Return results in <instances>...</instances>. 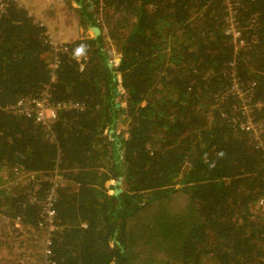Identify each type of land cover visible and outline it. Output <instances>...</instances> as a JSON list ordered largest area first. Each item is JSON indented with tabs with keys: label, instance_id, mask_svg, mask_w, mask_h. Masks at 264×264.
I'll return each mask as SVG.
<instances>
[{
	"label": "trees",
	"instance_id": "1",
	"mask_svg": "<svg viewBox=\"0 0 264 264\" xmlns=\"http://www.w3.org/2000/svg\"><path fill=\"white\" fill-rule=\"evenodd\" d=\"M72 1L91 35L55 82L45 27L0 14V264H264V0ZM48 88L41 127L19 104Z\"/></svg>",
	"mask_w": 264,
	"mask_h": 264
},
{
	"label": "built area",
	"instance_id": "2",
	"mask_svg": "<svg viewBox=\"0 0 264 264\" xmlns=\"http://www.w3.org/2000/svg\"><path fill=\"white\" fill-rule=\"evenodd\" d=\"M14 0H0V14H2L7 7L13 3ZM227 30H226V36L230 39L233 48H234V54L237 55L238 51L245 48L246 44L242 38V33L236 26V20H235V11L232 8V6L228 7V15H227ZM65 46V45H63ZM61 47H55L52 45V52H53V62L49 66V69L52 71V82H55V72L58 68V53L65 50ZM86 59L80 58L78 59V63L80 65V70H84L86 66ZM231 67L233 68L232 74H231V82L233 84V92L240 98L243 97L242 92L240 91L237 74L235 70L234 64H231ZM50 92L51 88H48L44 95L38 99L33 101H26V105L19 104V107L23 108L25 107V113L29 117L30 120H32L36 125L43 126L44 124H49V121L52 120L55 117V114L57 113V108L59 106H56V108L53 106L48 105V101L50 100ZM250 122V121H249ZM254 127L251 123L248 124L246 130H252ZM56 195L55 191H49L46 194V201L43 204V224L42 227L45 229L46 234H51L55 231V227L53 225V218L55 215L54 212V201H55ZM261 206L264 207V200L260 202ZM48 246H50L49 240L46 242V249H45V256L48 259L51 256V252L48 249ZM47 264H55L51 262L50 260H47Z\"/></svg>",
	"mask_w": 264,
	"mask_h": 264
},
{
	"label": "crops",
	"instance_id": "3",
	"mask_svg": "<svg viewBox=\"0 0 264 264\" xmlns=\"http://www.w3.org/2000/svg\"><path fill=\"white\" fill-rule=\"evenodd\" d=\"M16 6L45 27L55 47L87 39L79 7L72 0H14Z\"/></svg>",
	"mask_w": 264,
	"mask_h": 264
},
{
	"label": "rangeland",
	"instance_id": "4",
	"mask_svg": "<svg viewBox=\"0 0 264 264\" xmlns=\"http://www.w3.org/2000/svg\"><path fill=\"white\" fill-rule=\"evenodd\" d=\"M89 35H91L90 32H89ZM61 46H63V45H61ZM106 49H107V51L109 52V54H110V56H111V59L113 60L112 63L114 64V67H115V64L118 63L117 55L112 51L110 45H108ZM117 80H118L119 83L121 82L120 77H118ZM119 83H118V86H119ZM119 90H121V89L119 88ZM121 91H122V90H121ZM122 94H123V91H122ZM47 101H48V105H49V103H50V105H51L52 107L54 106V107L56 108V106L52 103L51 99H50V100H47ZM117 102H120V99H118ZM121 107L124 108V104H123V103H122ZM56 110L58 111L59 108H57ZM117 134H121V135H125V136H126V134H127V129H126V123H125V122H124V123H123V122H119V123H118ZM3 239H4L3 236L0 234V244H1V245H2V241H3ZM27 254H28V253H25L24 260L22 261L21 264H26V263H28V257H27ZM12 261H13L15 264H17V263L15 262V260L12 259Z\"/></svg>",
	"mask_w": 264,
	"mask_h": 264
},
{
	"label": "water",
	"instance_id": "5",
	"mask_svg": "<svg viewBox=\"0 0 264 264\" xmlns=\"http://www.w3.org/2000/svg\"><path fill=\"white\" fill-rule=\"evenodd\" d=\"M92 32L97 36L99 34V31L97 29H93ZM121 186V183L118 182L115 186H114V195L115 196H121L123 193H122V190L120 188ZM113 206H115V204H113ZM114 242L116 244H118V241L115 239Z\"/></svg>",
	"mask_w": 264,
	"mask_h": 264
}]
</instances>
